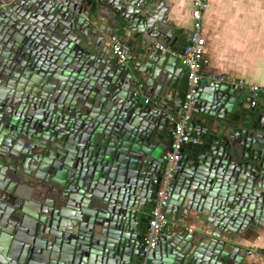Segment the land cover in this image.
Listing matches in <instances>:
<instances>
[{
    "label": "water",
    "instance_id": "obj_1",
    "mask_svg": "<svg viewBox=\"0 0 264 264\" xmlns=\"http://www.w3.org/2000/svg\"><path fill=\"white\" fill-rule=\"evenodd\" d=\"M191 37L164 0H0V264H252L264 106L206 77L165 209L176 222L143 251Z\"/></svg>",
    "mask_w": 264,
    "mask_h": 264
},
{
    "label": "crops",
    "instance_id": "obj_2",
    "mask_svg": "<svg viewBox=\"0 0 264 264\" xmlns=\"http://www.w3.org/2000/svg\"><path fill=\"white\" fill-rule=\"evenodd\" d=\"M164 1L176 27L183 29L185 35L193 32V0ZM200 35L205 39V56L201 60L203 78L227 75L243 79L247 84H264V0H208L201 15ZM255 99L264 106V96ZM175 116L177 119L178 115ZM170 217L176 222V216ZM182 223L188 230L195 227L191 220ZM248 245L264 250V228L256 232ZM247 260L264 264L255 254L247 256Z\"/></svg>",
    "mask_w": 264,
    "mask_h": 264
},
{
    "label": "built area",
    "instance_id": "obj_3",
    "mask_svg": "<svg viewBox=\"0 0 264 264\" xmlns=\"http://www.w3.org/2000/svg\"><path fill=\"white\" fill-rule=\"evenodd\" d=\"M208 0H193L191 16L193 19L192 37L181 48L179 53L181 64L187 72V87L185 91L184 102L181 113L175 120L174 127L171 131V147L165 153L164 170L159 179L158 189L153 201L148 219L147 228L144 236V248L146 253L148 249L156 244L157 236L163 225L174 224L175 221L170 217L165 209L169 200L170 186L173 179V172L180 158V151L184 144L196 142L198 139L187 132V127L191 119L193 108L196 102V93L199 82L203 79L201 73V60L204 51L205 39L200 35V20L203 10L207 8ZM162 50L166 48L159 45ZM114 52L119 60L127 56V47L115 44ZM210 79L226 82L232 86L248 91L253 96H264V84L251 83L247 84L243 79L227 75H213ZM252 252L264 260V250L253 247ZM139 264H149L144 256Z\"/></svg>",
    "mask_w": 264,
    "mask_h": 264
},
{
    "label": "flooded vegetation",
    "instance_id": "obj_4",
    "mask_svg": "<svg viewBox=\"0 0 264 264\" xmlns=\"http://www.w3.org/2000/svg\"><path fill=\"white\" fill-rule=\"evenodd\" d=\"M193 114V113H192Z\"/></svg>",
    "mask_w": 264,
    "mask_h": 264
}]
</instances>
